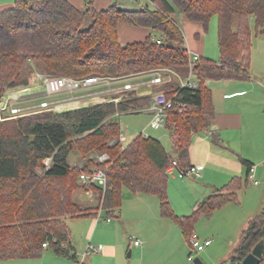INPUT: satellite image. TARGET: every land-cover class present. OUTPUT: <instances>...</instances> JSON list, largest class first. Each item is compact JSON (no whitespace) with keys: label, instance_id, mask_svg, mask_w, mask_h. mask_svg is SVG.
Listing matches in <instances>:
<instances>
[{"label":"trees","instance_id":"1","mask_svg":"<svg viewBox=\"0 0 264 264\" xmlns=\"http://www.w3.org/2000/svg\"><path fill=\"white\" fill-rule=\"evenodd\" d=\"M140 9H125L116 3L97 10L92 1L84 10L68 0H15L0 11V100L9 88L28 86L37 74L83 78L103 76L150 78L163 70L175 77L150 94L136 89L121 92L119 100L90 104L66 103L64 107L42 109L0 119V261L41 256L44 243L57 255L77 260L71 239L69 218L96 215L109 217L122 204V190L155 194L161 214L172 218L188 240L201 215H211L224 203L238 201V191L249 174L234 177L228 184L196 203L191 214L174 212L168 196V167L173 160L179 169L190 166L193 136L208 130L215 118L208 80L245 81L252 78V30L264 32V0H150ZM202 24L208 31L213 16L218 19L219 60L200 54L193 60L178 16ZM149 29L144 40L122 43L119 24ZM201 34L196 33L200 38ZM160 39L161 42H157ZM198 86H181L190 74ZM146 77V78H147ZM11 90L10 96L21 92ZM165 92L186 110L175 106L166 111L165 128L173 149L169 151L154 136L139 134L129 144L120 139L117 113H140L153 95ZM14 97V96H13ZM88 105V106H86ZM83 106L71 110L68 108ZM220 143L221 137L213 135ZM76 152L86 164L106 170V188L87 184L69 156ZM89 153L93 156H89ZM107 154L102 162L99 156ZM51 158V165L44 161ZM250 170L251 162L243 159ZM43 169L39 172L38 169ZM89 189L98 194V205L85 206L74 191ZM261 239L264 240V209L243 229L239 245L225 264H240ZM260 264H264V257Z\"/></svg>","mask_w":264,"mask_h":264},{"label":"rangeland","instance_id":"2","mask_svg":"<svg viewBox=\"0 0 264 264\" xmlns=\"http://www.w3.org/2000/svg\"><path fill=\"white\" fill-rule=\"evenodd\" d=\"M116 2L119 7L125 9H140L146 3L151 4L149 0H116ZM183 29L187 40L186 46H188L187 36L189 29L187 26L183 27ZM251 30L253 42L251 74L254 80L264 81V32L257 33L253 17L251 18ZM204 44L206 46L204 56L219 60L218 19L216 16L212 17L208 31L204 33ZM170 75L175 77L173 74ZM146 77L140 75L136 80H144ZM169 78L170 76L167 77V80ZM119 84L115 83L113 86H119ZM31 85L13 87L7 91L27 87L21 92L13 94L18 99H26L45 91L44 87H29ZM161 85H156L155 88ZM208 86L212 90V94L219 97L223 90L220 80H212ZM105 88L92 87L77 91L75 95L91 93V96H97L96 99H101V101H93L88 105L111 101L110 98L113 97V100H119L122 97L118 89L108 93L102 92ZM155 88H153L152 92H154ZM69 97L70 94L63 92L45 98L25 101L22 104L40 105L43 100L61 101L64 103V99ZM83 98L81 97L80 99ZM5 101L6 98L3 99V105ZM64 106L66 105H59L56 109ZM79 107L83 106L68 108L67 110ZM10 113V110H8L6 116ZM114 117L120 123L121 133L125 135V139L122 140L125 145L142 133L160 138L164 146L169 151H172L173 142L169 131L164 126L153 125L151 123L153 116L148 110H143L140 113H117ZM89 156H93V154L89 153ZM86 160L85 157L83 159L79 157L76 152H72L69 156L70 164H76L81 172L85 171L83 167L86 164ZM51 161L52 159L48 158L44 163L46 166H50ZM38 171L42 172L43 169L40 168ZM188 179H183V182ZM203 181L201 178L198 179L201 184ZM181 182L182 179L178 175L169 174V200L174 212L178 215L191 214L195 208L194 204L199 199L207 196L209 192H206L207 190L203 189L202 185H198L199 183L185 185ZM92 191L95 194L93 189L88 191L78 189L74 191V198L85 206L97 205L98 198L89 195L92 194ZM263 209L264 179H261L259 185H255L251 180L244 181L242 188L238 191V201L224 203L214 210L211 215H201L194 222L193 229L202 238L212 239L210 246H207L201 252H193L194 256L200 257L204 264H225L239 245L243 229ZM98 214L97 216L73 217L67 220L78 260L83 261V264H195L194 260L189 259L192 248L185 232L172 218L164 217L161 214L160 200L157 195L136 193L128 187H124L121 207L116 210V214L110 216V222L107 220L109 215L105 211L99 210ZM135 241H138L139 244L136 245ZM89 243L94 246L99 244L113 245L115 251L111 255L109 253L105 255V249H103L99 253L92 252L85 256L84 253ZM130 251L131 255L129 254ZM0 264H76V262L69 257L57 255L52 247H47L41 256L10 258L0 261Z\"/></svg>","mask_w":264,"mask_h":264},{"label":"crops","instance_id":"3","mask_svg":"<svg viewBox=\"0 0 264 264\" xmlns=\"http://www.w3.org/2000/svg\"><path fill=\"white\" fill-rule=\"evenodd\" d=\"M68 1L80 10L86 9L89 1H92L97 10L107 8L113 3L117 4L116 0ZM14 3L15 0H0V11L12 7ZM178 18L183 27L187 26L189 29L187 36L188 49L191 52L204 55L206 46L202 24L190 21L184 15H180ZM148 33L149 29L144 27L127 23L119 24V39L122 43L144 40ZM196 33L201 34L200 38L196 37ZM136 79L132 78L130 81L138 85L135 89L139 94H150L153 88L159 85H152L148 78L144 80ZM210 81L212 80L208 81V85ZM220 82L223 86L222 92L219 97L213 94L215 118L208 130L193 136L190 145V164L200 165L201 175L181 178V183L185 185L198 184V179H203L202 184L199 183L198 185H202V188L209 192L207 196L215 192L216 189L223 187L222 185L228 184L234 177L245 178L249 174V168L243 162V159L249 160L251 165L255 166V177L259 180L258 184L254 183L255 185H259L261 179H264V81H256L252 77L250 80L245 81L220 80ZM90 94L80 93L77 96H88ZM85 99L83 98L82 101ZM23 102H19L15 106H30L23 105ZM8 110L3 112L7 114ZM215 134L221 137L222 141L220 143L213 141V135ZM183 179L188 180L183 182ZM89 195L98 198V194L96 192L94 194V191ZM98 213L99 211L96 215L90 216H97ZM95 247L97 253L105 249V255L107 253L111 255L115 251L113 245L99 244ZM74 261L76 264L79 262L78 259Z\"/></svg>","mask_w":264,"mask_h":264},{"label":"built area","instance_id":"4","mask_svg":"<svg viewBox=\"0 0 264 264\" xmlns=\"http://www.w3.org/2000/svg\"><path fill=\"white\" fill-rule=\"evenodd\" d=\"M157 42H161L160 39H157ZM190 51V50H189ZM192 59L197 60L200 57V54L191 52ZM167 75L163 74V70H155L150 73V78L149 82L152 85L155 84H163L166 81L171 80V75L170 78L167 80L166 78ZM115 83H120L119 86H113ZM44 87L45 91L39 95L32 96L29 98H23V99H18L13 96H10V91H7L6 94L1 98L0 101V118L1 119H6V118H11L15 117L17 115H22V114H27L31 113L34 111L42 110V109H53L57 111V107L62 104L68 103H78L82 102V99L80 98L85 97V96H77L75 95V92L85 90L88 88L92 87H106L102 92H112L113 90L116 91L118 89L119 92H124L127 90L135 89L138 85L136 83H133L130 81L129 78L127 77H113V76H103V75H98V74H93L89 75L83 78H75L72 76L68 75H63V76H47L44 74H37L36 80L33 83V85L29 87ZM181 86H190L192 88H195L198 86L197 80L193 77V73L190 74V76L187 79H182L181 80ZM68 93L70 94V97L68 99H64L65 102L62 103L61 101H47L43 100L40 102V105H30L26 107H20V106H15V104L22 102V101H30L33 99H39V98H45L49 97L55 94H60V93ZM98 94V93H95ZM88 96H91L88 95ZM175 96H168L165 92H157L153 95L152 102L150 105L146 108L151 114H152V121L151 123L153 125H160L165 127L166 123V111L170 108H173L175 106H178L181 111L187 109V105L182 102H177L175 100ZM97 96H91L89 98H86L83 101H101V99L97 98ZM106 97V96H104ZM6 98L5 104L3 105V99ZM113 98H110V100H113ZM118 99V98H115ZM106 100V99H102ZM41 108V109H39ZM9 109L10 114L6 116L3 111ZM3 114V115H2ZM120 139L124 140L125 135L121 133ZM99 159L104 162L105 160L108 159V155L102 154L99 156ZM201 166L200 165H192L187 169H179L178 168V161L173 160L172 164L168 167L167 172L168 174L171 175H178L180 178L187 177V176H200ZM81 179L86 182L87 184H98L102 186L103 188H106L107 185V174L106 170L102 167H95L93 168L90 172L83 171L80 175ZM249 177L250 180L258 184L259 180L255 177V166H251L249 170ZM108 221L111 220L109 217L107 219ZM212 243V239H204L200 236V234L196 231H194L190 238H189V244L191 245L192 251L191 254L189 255L190 260H194L195 256L193 252H201L203 251L207 246H209ZM135 244H139L138 241L135 242ZM49 243H44V247L47 248L49 247ZM96 251V247L89 243L86 247L84 255L91 254L92 252ZM78 264H83V261H79Z\"/></svg>","mask_w":264,"mask_h":264},{"label":"water","instance_id":"5","mask_svg":"<svg viewBox=\"0 0 264 264\" xmlns=\"http://www.w3.org/2000/svg\"><path fill=\"white\" fill-rule=\"evenodd\" d=\"M131 255V251L129 253ZM264 257V240L261 239L254 246L252 251L240 262V264H260L262 258ZM195 264H204L203 260L196 256L194 258Z\"/></svg>","mask_w":264,"mask_h":264}]
</instances>
